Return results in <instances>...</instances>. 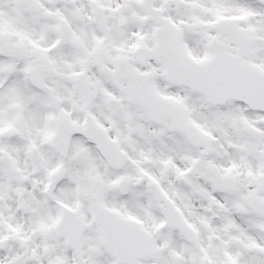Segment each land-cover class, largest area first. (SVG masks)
Segmentation results:
<instances>
[{
	"label": "snow or ice",
	"instance_id": "obj_1",
	"mask_svg": "<svg viewBox=\"0 0 264 264\" xmlns=\"http://www.w3.org/2000/svg\"><path fill=\"white\" fill-rule=\"evenodd\" d=\"M0 264H264V0H0Z\"/></svg>",
	"mask_w": 264,
	"mask_h": 264
}]
</instances>
